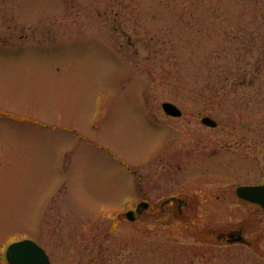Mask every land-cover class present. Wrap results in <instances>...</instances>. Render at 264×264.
I'll list each match as a JSON object with an SVG mask.
<instances>
[{"label":"rangeland","instance_id":"1","mask_svg":"<svg viewBox=\"0 0 264 264\" xmlns=\"http://www.w3.org/2000/svg\"><path fill=\"white\" fill-rule=\"evenodd\" d=\"M262 159L264 0H0V264L23 239L51 264H264L263 211L234 206ZM240 226L262 254L218 241Z\"/></svg>","mask_w":264,"mask_h":264},{"label":"water","instance_id":"2","mask_svg":"<svg viewBox=\"0 0 264 264\" xmlns=\"http://www.w3.org/2000/svg\"><path fill=\"white\" fill-rule=\"evenodd\" d=\"M162 108L167 115L173 117L182 115L181 110L173 103L165 102L162 104ZM201 123L211 128L217 125L215 120L208 116L203 117ZM236 195L240 199L260 205L264 211V185L239 186L236 189ZM146 206L147 204L139 205L137 212L141 213L140 208L145 209ZM126 217L133 221L135 218L134 212H128ZM6 259L9 264H51L45 250L29 239L12 243L7 249Z\"/></svg>","mask_w":264,"mask_h":264},{"label":"flooded vegetation","instance_id":"3","mask_svg":"<svg viewBox=\"0 0 264 264\" xmlns=\"http://www.w3.org/2000/svg\"><path fill=\"white\" fill-rule=\"evenodd\" d=\"M219 128H220V126H218V123H217V125L214 129H218V131H219L218 138L221 137V135L223 133V130H221ZM263 163H264V159L261 160V164H263ZM187 164H189V163H187ZM219 164H220V162H219ZM168 166L170 169H172L173 163L172 164L169 163ZM262 168L263 167H261V165H260V170L263 172V175H262V178H263L262 181L263 182L255 183V184L240 183V184H238V186L239 185H241V186L242 185H247V186L248 185H263L264 184V169H262ZM179 169L181 170L180 172H182L183 166H180ZM187 169L189 170L190 168L186 165L185 170L187 171ZM222 169L224 170L226 175L234 174L236 177H238L240 175V173H246V171H247V167L245 166V163L240 161V159H229L228 162H226L225 167ZM183 173H186V172H183ZM138 184H139V186H142L140 176H138ZM146 199H147L146 196H144V201L142 200L138 204V205L147 204V206L144 210L141 209V211H142L141 213L150 209V207H151V204L149 202H147ZM237 199L239 200V202L234 204V206H236V207H238L240 204H246L248 206H257V205L248 203L247 201L242 200L238 197H237ZM170 203L176 204L177 208L180 211L184 210V208L189 206L188 201H185L184 199L176 197V196H170L169 198H166L163 203L160 204L161 209L165 210V207L167 206V204H170ZM257 207H259V206H257ZM137 208H138V206H137ZM137 208H136V210H137ZM141 213L140 214L138 213V214L141 215ZM205 241H206V239H205ZM205 241H203V242H205ZM218 241L220 243H224V246L225 245L226 246L241 245V246L247 247L251 251H255V253H257V254H262V253L258 252L257 248L253 244V241L248 238V236L246 234V230L242 226L233 227V228L228 229L227 231L220 232V234L218 235Z\"/></svg>","mask_w":264,"mask_h":264}]
</instances>
